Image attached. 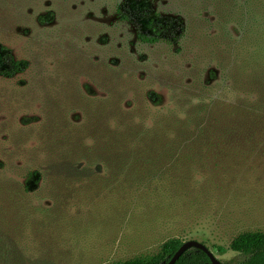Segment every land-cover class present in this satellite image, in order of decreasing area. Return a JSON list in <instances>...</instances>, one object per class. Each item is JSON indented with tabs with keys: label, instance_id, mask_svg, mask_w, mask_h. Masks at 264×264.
<instances>
[{
	"label": "rangeland",
	"instance_id": "rangeland-1",
	"mask_svg": "<svg viewBox=\"0 0 264 264\" xmlns=\"http://www.w3.org/2000/svg\"><path fill=\"white\" fill-rule=\"evenodd\" d=\"M124 2L134 22H120ZM178 11L179 0H0V46L28 63L13 78L0 76L3 190L17 192L26 170L43 166L42 122L55 98L78 123L88 122L91 102L94 113L109 104L136 116L147 108L149 90L163 109L185 100L191 112L195 103L185 90L199 85L170 66L180 58L138 40L146 32L177 42ZM203 19L218 32L193 74L206 83L209 103L225 102L241 136L253 139L231 148L218 140L195 152L187 139L183 151L143 166L136 183L97 163L65 197L15 199L29 226L28 245H20L27 264H114L155 255L171 239L198 241L229 264L239 258L231 244L240 234L264 232V0H215ZM68 90L74 103L65 99ZM4 201L5 213L16 215V204Z\"/></svg>",
	"mask_w": 264,
	"mask_h": 264
},
{
	"label": "trees",
	"instance_id": "trees-1",
	"mask_svg": "<svg viewBox=\"0 0 264 264\" xmlns=\"http://www.w3.org/2000/svg\"><path fill=\"white\" fill-rule=\"evenodd\" d=\"M213 2L215 0H179V11L175 15L181 24L182 34L177 42L138 33L140 43L165 47L173 57L180 58L181 64L170 63V66L175 68L178 75H184L192 84L199 85L193 84L192 90H185L195 103L191 112H186L190 107L188 103L185 105V100L174 103L171 109H163L162 98L154 90L144 94L143 101L147 108L137 111L136 116L127 113L126 107L116 108L109 104H101L98 113H94L91 102L86 115L87 123H78L61 113L63 107L58 108L57 102L55 106L56 98L48 103L45 118L43 122L40 120L44 129L41 139V155L45 158L43 166L28 168L17 192L0 187V264H27L20 245H28L25 228L29 226L26 225V217L21 214V211L25 215L26 212L15 199L32 201L42 197L39 195L41 193L58 199L69 185L86 177L88 169L97 163L111 177L120 176L126 183H136V178L142 175L141 171L145 168L143 166L157 164L160 157L166 154L183 151V141L187 139L193 141L194 152L210 151L216 148L215 141L218 140L226 148H231L237 147L234 145L237 140L249 142L253 139L241 136L242 131H239V123L233 112L223 110L225 102L221 103L219 99L209 103L211 100L206 98V83L201 79V74L197 77L193 74L206 61L204 51L210 54L215 43L213 36L218 32L216 25L203 19V13L210 9ZM117 13L120 22H134L132 10L127 8L125 2ZM187 43L193 54L188 52ZM191 55L193 59L189 58ZM27 66V62L17 61L9 50L0 46V76L13 78L25 72ZM187 72L192 74L190 78ZM210 77L216 79L217 74L211 73ZM67 92L65 99L74 103L73 93ZM235 108L238 107L234 106L233 111ZM90 140H94L92 145H89ZM2 200L16 204V215L12 216L8 211L5 213ZM183 244L180 239H171L155 255L114 264H169ZM231 250L239 254V258L229 264H264V232L240 234L232 242ZM209 261L203 251L191 249L176 264H207Z\"/></svg>",
	"mask_w": 264,
	"mask_h": 264
},
{
	"label": "water",
	"instance_id": "water-1",
	"mask_svg": "<svg viewBox=\"0 0 264 264\" xmlns=\"http://www.w3.org/2000/svg\"><path fill=\"white\" fill-rule=\"evenodd\" d=\"M191 249H198L203 251L210 259L207 264H224L214 255V253L206 245L198 241H189L184 243L182 247L178 250V252L175 254V256L171 259L169 264H176L180 260V258Z\"/></svg>",
	"mask_w": 264,
	"mask_h": 264
},
{
	"label": "flooded vegetation",
	"instance_id": "flooded-vegetation-1",
	"mask_svg": "<svg viewBox=\"0 0 264 264\" xmlns=\"http://www.w3.org/2000/svg\"><path fill=\"white\" fill-rule=\"evenodd\" d=\"M142 19H143V17H142ZM144 20V19H143ZM144 34H147L146 32H144ZM154 34V33H153ZM147 35H150V36H154V37H157V38H160V35H152V34H147Z\"/></svg>",
	"mask_w": 264,
	"mask_h": 264
}]
</instances>
